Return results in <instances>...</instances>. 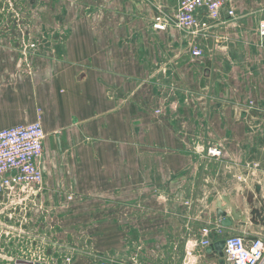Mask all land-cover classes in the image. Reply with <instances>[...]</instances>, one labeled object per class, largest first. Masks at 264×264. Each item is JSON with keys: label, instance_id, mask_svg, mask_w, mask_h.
I'll return each mask as SVG.
<instances>
[{"label": "crops", "instance_id": "obj_1", "mask_svg": "<svg viewBox=\"0 0 264 264\" xmlns=\"http://www.w3.org/2000/svg\"><path fill=\"white\" fill-rule=\"evenodd\" d=\"M91 4L59 6L62 20L33 76L0 70L23 97L1 107L0 130L35 122L39 107L46 133L41 193L28 207L11 205L23 192L0 196V264H129L146 253L178 264L226 200L244 225L233 222L225 235L264 238V188L234 180L250 164L264 166L257 26L235 36L234 53L193 60L173 29L133 18L143 1ZM263 9L264 0H242L234 26ZM212 144L225 151L221 162L193 151Z\"/></svg>", "mask_w": 264, "mask_h": 264}, {"label": "built area", "instance_id": "obj_2", "mask_svg": "<svg viewBox=\"0 0 264 264\" xmlns=\"http://www.w3.org/2000/svg\"><path fill=\"white\" fill-rule=\"evenodd\" d=\"M241 3L242 0H178L174 18L158 12L151 26L159 33L173 29L192 57L201 59L210 41L214 40L213 46L218 50L228 49V40L221 36L219 30L227 31L238 22ZM257 36L260 44L264 45V9L258 18ZM31 48H35V44ZM156 114L160 115L162 111L158 109ZM45 139L41 109L36 112L35 122L0 130V196L10 197L16 192L26 194L21 203L12 201L11 205L28 207L41 193L44 184L42 156ZM193 151L202 159L216 162H221L225 156L223 148L216 144L206 148L196 146ZM234 180L237 183L248 181L264 188V166L260 163L250 164L247 173L234 176ZM225 213L231 217L229 209ZM227 229L222 226V218L206 224L200 233L201 239L190 237L187 240L182 264H207L211 259L207 250L214 245L212 236L217 237L216 242L224 240V264H264V238H247L240 234L226 236ZM70 261L67 259L66 263ZM15 264L46 263L38 259ZM129 264H142L139 255L135 254Z\"/></svg>", "mask_w": 264, "mask_h": 264}, {"label": "rangeland", "instance_id": "obj_3", "mask_svg": "<svg viewBox=\"0 0 264 264\" xmlns=\"http://www.w3.org/2000/svg\"><path fill=\"white\" fill-rule=\"evenodd\" d=\"M67 1L68 0H0V70L2 69V71L5 70L7 72L9 70L14 71L22 77H31L35 74V60L41 55L42 51H45L44 44L47 39V33L50 32V35H53V33L57 31L59 21L62 20L59 6ZM94 1L96 0H83L85 3H92L91 5L94 4ZM134 1L136 2L137 0ZM142 1L144 7L138 9V12L133 14V18L138 19L140 22L149 23L151 26L152 20L158 12H163L172 18L175 17L178 7L177 0H140V2ZM87 5L88 7L90 6L88 3ZM259 15H261V13L252 15L251 19H249V26L245 28L239 25L231 26L227 31L219 30L221 36L228 40V49L218 50L216 46H213V40L209 42L208 48L204 49L205 56L234 53L237 50V47H234L232 44L234 39H236L235 36H237L238 33H247L248 37H250L251 35L249 33L255 31L258 23V20L254 18L259 17ZM240 29H242V31H240ZM178 42L179 48L187 49V52L190 53L188 47H184L180 41ZM33 44H35V48H31ZM192 59L197 60L193 57ZM17 64H20V66L16 69L15 65ZM232 70H235V66L230 69V71ZM221 71H224V69L221 68ZM0 75H2V79H0L1 109V107L6 106L9 101L14 100L16 97L19 98V100H23V97L19 94V84L15 83L14 78H7L3 73ZM229 77H231V81H233V86L237 84L233 76ZM179 91L185 96V91L182 89ZM189 99L191 100L190 96L188 100H186L187 103ZM164 102H168V99H164ZM250 106H254V104L250 102ZM37 108L40 109L39 107ZM155 115H157L156 111ZM198 238L201 239V237ZM184 249L185 247L183 246V251ZM148 255L150 254L146 253L144 258L141 255L142 264H156L154 256L151 255L148 257ZM105 263L106 262L103 264ZM182 263V259L179 260L178 264Z\"/></svg>", "mask_w": 264, "mask_h": 264}, {"label": "water", "instance_id": "obj_4", "mask_svg": "<svg viewBox=\"0 0 264 264\" xmlns=\"http://www.w3.org/2000/svg\"><path fill=\"white\" fill-rule=\"evenodd\" d=\"M239 201V200H238ZM225 202H227L226 204V209L230 208L231 210V217H229L226 213L224 208L218 209V213L217 216L218 218H222V226L225 228H231L233 226V222H240V224L244 225L243 221H240L241 218L239 217L240 215L237 214L236 208L234 206L233 203H231L229 200H226ZM224 248V241H218L216 243H214L213 248H209L207 250V253L209 255V258L213 257L214 251H216L217 253H222ZM214 249V251H213ZM222 264H224L222 262Z\"/></svg>", "mask_w": 264, "mask_h": 264}, {"label": "flooded vegetation", "instance_id": "obj_5", "mask_svg": "<svg viewBox=\"0 0 264 264\" xmlns=\"http://www.w3.org/2000/svg\"><path fill=\"white\" fill-rule=\"evenodd\" d=\"M222 241H224V240H222ZM222 253H223V251H222ZM222 253H217L216 251H214L213 257L211 259L213 264H222V262L224 263Z\"/></svg>", "mask_w": 264, "mask_h": 264}]
</instances>
